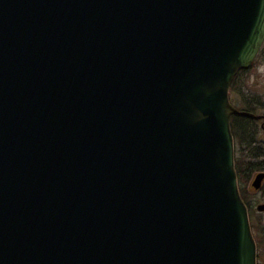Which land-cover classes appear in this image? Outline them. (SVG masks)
<instances>
[{
	"label": "water",
	"instance_id": "1",
	"mask_svg": "<svg viewBox=\"0 0 264 264\" xmlns=\"http://www.w3.org/2000/svg\"><path fill=\"white\" fill-rule=\"evenodd\" d=\"M263 42L264 0H0V264H257L228 93Z\"/></svg>",
	"mask_w": 264,
	"mask_h": 264
},
{
	"label": "trees",
	"instance_id": "2",
	"mask_svg": "<svg viewBox=\"0 0 264 264\" xmlns=\"http://www.w3.org/2000/svg\"><path fill=\"white\" fill-rule=\"evenodd\" d=\"M247 72V69H239L238 72L234 75L233 81L230 83L229 87L231 90L235 89L239 93V83L242 80V77L245 75ZM249 110V109H246ZM230 129L232 131V136L235 141L234 149H235V155H234V170H236V179L238 180V190L241 195L242 201H245L248 211H249V221L251 223V231L253 232L254 235V241L258 244V246L261 244H264V224L262 226L259 225L258 221L252 222L250 220L251 217V211H250V205L248 203V200L245 198V190H244V185L246 184L249 175L253 173V171H258V170H264V151L261 153L259 152H254L250 156L249 154H245V157L249 159L253 157L255 158H263L262 161H255V160H245L241 156H237L238 152L243 151V149H251V148H257L261 147L258 143H256V138H255V131H251L252 133L249 134V136H246L245 129L249 127L251 129L253 119L249 117H243L241 114L240 115H231L230 116ZM248 131V129H247ZM246 151V149H245ZM258 154H261L259 156Z\"/></svg>",
	"mask_w": 264,
	"mask_h": 264
},
{
	"label": "rangeland",
	"instance_id": "3",
	"mask_svg": "<svg viewBox=\"0 0 264 264\" xmlns=\"http://www.w3.org/2000/svg\"><path fill=\"white\" fill-rule=\"evenodd\" d=\"M257 58L253 63L251 64L250 67H248L247 72L245 75L242 77V80H240V86L242 88V95L241 93L239 94L236 91V86L235 89L229 91L228 95L229 98L231 99L233 107L239 108L243 103H242V96L246 94V98L249 99L251 98L252 100H256L257 96L260 95L264 99V46L261 50H259V53L257 54ZM263 109L257 110V112H261ZM258 126V125H257ZM258 141L261 143H264V130L261 128L260 131L256 134ZM237 156H241L243 159L248 160L247 157L244 155V151L238 152ZM263 170H258V171H253L251 175H249V178L244 185V190H245V198L248 200V203L250 205V211H251V217L250 220L252 222H257L259 223L260 226L264 224V211H258L255 209V206L258 205L259 203L264 202V180L260 188L257 190L254 189H249V186L251 184L252 177L254 173L260 172ZM264 179V178H263ZM256 252L259 254L258 260L259 262H262L264 260V244H260L256 248ZM257 254V255H258Z\"/></svg>",
	"mask_w": 264,
	"mask_h": 264
},
{
	"label": "flooded vegetation",
	"instance_id": "4",
	"mask_svg": "<svg viewBox=\"0 0 264 264\" xmlns=\"http://www.w3.org/2000/svg\"><path fill=\"white\" fill-rule=\"evenodd\" d=\"M264 44V43H263ZM241 84L239 83V94L242 91V88L240 86ZM246 94L242 96V105L237 108L238 110L239 109H242L243 111H247V112H253V114H257V115H262L260 119H254V117H249V118H252L254 122H252V125L253 127L251 126V129L249 127H247L245 129V133H246V136L248 137L249 134H251L253 131L256 130V133H255V138H256V143H258L259 145H261V147H257V148H251V149H243L244 151V155L245 154H249L250 156L252 155V153L254 154V152H263L264 151V143H261L260 141H258V138L256 137L257 133L260 131V129L262 128L264 130V99L259 95H256L257 96V99L256 100H252L251 98L247 99L246 98ZM242 95V93H241ZM236 108V107H235ZM246 109H249V110H246ZM260 109H263L260 113L257 112V110H260ZM234 115H237V114H234ZM242 115V114H241ZM243 116V115H242ZM243 117H247V116H243ZM258 125V126H257ZM248 129V131H247ZM252 131V132H251ZM234 144H235V141H234ZM259 156H261V154H258ZM248 159V158H247ZM248 160H255V161H262L263 158H255L252 156V158L249 157ZM264 171V170H263ZM255 174V173H254ZM264 180V179H263ZM252 181V180H251ZM263 183V182H262ZM247 207V206H246ZM247 211H248V208H247ZM258 254V253H257ZM258 257H259V254L257 255V258H256V262L257 264H264V260L262 262H259L258 260Z\"/></svg>",
	"mask_w": 264,
	"mask_h": 264
}]
</instances>
